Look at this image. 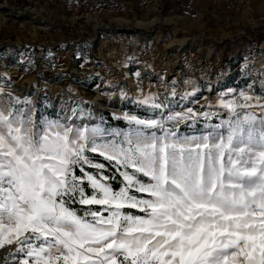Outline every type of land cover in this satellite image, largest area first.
Instances as JSON below:
<instances>
[{
    "label": "snow or ice",
    "instance_id": "snow-or-ice-1",
    "mask_svg": "<svg viewBox=\"0 0 264 264\" xmlns=\"http://www.w3.org/2000/svg\"><path fill=\"white\" fill-rule=\"evenodd\" d=\"M240 96L200 137L167 126L193 109L165 116L155 95L135 99L160 118L125 114L128 132L0 108V249L19 264H264V116L237 111L264 104Z\"/></svg>",
    "mask_w": 264,
    "mask_h": 264
},
{
    "label": "rangeland",
    "instance_id": "rangeland-1",
    "mask_svg": "<svg viewBox=\"0 0 264 264\" xmlns=\"http://www.w3.org/2000/svg\"><path fill=\"white\" fill-rule=\"evenodd\" d=\"M262 37L264 0H0V108L128 132L125 114L160 118L135 99L155 95L165 116L193 109L167 126L200 137L229 118L221 99L264 104ZM22 258L16 245L0 249V264Z\"/></svg>",
    "mask_w": 264,
    "mask_h": 264
},
{
    "label": "trees",
    "instance_id": "trees-1",
    "mask_svg": "<svg viewBox=\"0 0 264 264\" xmlns=\"http://www.w3.org/2000/svg\"><path fill=\"white\" fill-rule=\"evenodd\" d=\"M262 39H264V37H262ZM103 116H105L106 119L109 120L110 122H113V117H112L111 113H109V112L104 113ZM114 124L121 125L122 123L121 122H117V123H114ZM118 181H119V177L118 176H117V180L116 181H112L114 188H119L120 187V184L118 183ZM74 207L79 209L81 206L80 205H74Z\"/></svg>",
    "mask_w": 264,
    "mask_h": 264
}]
</instances>
